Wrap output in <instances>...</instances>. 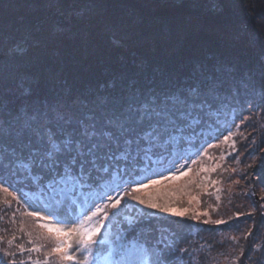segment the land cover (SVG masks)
<instances>
[{
	"label": "trees",
	"instance_id": "trees-1",
	"mask_svg": "<svg viewBox=\"0 0 264 264\" xmlns=\"http://www.w3.org/2000/svg\"><path fill=\"white\" fill-rule=\"evenodd\" d=\"M65 9L73 11L61 25L57 18ZM262 53L264 0H237L236 8L222 5L214 14H201L189 2L0 0V97L9 100L19 96L21 83L38 95L64 88L78 93L113 78L134 79L145 89L172 88L196 63L234 66L238 74L252 76L250 87L206 118L196 135L158 150L137 177L179 176L151 191L157 203L169 201L167 206L185 215L126 200L120 217L102 230L114 235L137 210L148 213L129 235L139 234L150 249L165 246V255L169 244L186 248L179 264H264ZM0 180L16 196L0 192V264H60L58 255H47L50 239L49 247L38 248L47 236L39 226L45 221L28 213L39 210L52 222L75 220L92 205L84 197L74 205L56 204L22 176L4 173ZM201 210L209 216L198 214ZM181 255L169 256L170 264Z\"/></svg>",
	"mask_w": 264,
	"mask_h": 264
},
{
	"label": "snow or ice",
	"instance_id": "snow-or-ice-1",
	"mask_svg": "<svg viewBox=\"0 0 264 264\" xmlns=\"http://www.w3.org/2000/svg\"><path fill=\"white\" fill-rule=\"evenodd\" d=\"M259 59L264 76V53ZM251 82L248 72L238 74L234 66L196 63L172 88L145 89L134 79L113 78L78 93L64 88L38 95L21 83L15 100L0 97V175L24 177L56 204L74 205L84 197L92 205L75 220L52 222L39 210L28 213L45 221L39 226L53 242L47 255H58L60 264H170L169 256L177 252L182 255L171 264H179L186 248L169 244L165 255V246L158 243L150 249L139 234L129 235L148 213L137 210L114 235L102 230L106 222L120 217L126 200L183 217L184 212L157 203L158 196L151 191L179 176L137 177L147 171L145 162L151 163L158 150L191 139L206 118ZM258 95L264 99V83ZM6 183L0 180V192L16 199Z\"/></svg>",
	"mask_w": 264,
	"mask_h": 264
},
{
	"label": "rangeland",
	"instance_id": "rangeland-1",
	"mask_svg": "<svg viewBox=\"0 0 264 264\" xmlns=\"http://www.w3.org/2000/svg\"><path fill=\"white\" fill-rule=\"evenodd\" d=\"M186 2V1H185ZM225 2V3H224ZM226 2H228V0H219V4L220 5H224V6H226L227 4H226ZM161 4H174L175 5V3H172V2H169V1H162V2H160ZM181 3H183V2H181ZM181 3H179V4H181ZM190 4H192V3H190ZM235 4V5H234ZM234 6H232L231 4V6L232 7H228V6H230V5H227L226 7L227 8H229V9H234V8H236V4H237V0H234ZM176 5H178V4H176ZM72 9H65V10H63L61 13H60V15H59V17L57 18V21H58V23H60L61 25H64L65 24V22H67L68 21V17L70 16V14L72 13ZM18 48H20V47H18ZM13 50H17V47L16 48H10V51L9 52H13ZM226 143H228V140L226 141ZM224 144H225V142H224ZM255 146V145H254ZM254 146H253V148L252 149H254ZM252 149H250V150H252ZM254 151H255V149H254ZM222 157V156H221ZM223 158V157H222ZM156 172V171H155ZM181 185V184H180ZM180 185H178V186H175V188H179L180 187ZM233 189V188H232ZM230 193V192H229ZM179 194H182V191H179ZM194 197H192V199H193ZM169 199V198H168ZM157 201H159V200H157ZM164 202V204H162V205H167L168 203H169V201H163ZM198 214H201L202 216L204 215L205 217L207 216H209L208 215V211L207 210H201V211H198L197 212ZM205 213H207V215H205ZM66 220H70V219H68V218H65ZM69 227L71 226V225H68ZM44 239V243H40L39 244V246H38V248H45V247H49V243L47 242V241H49L48 239H46V238H43Z\"/></svg>",
	"mask_w": 264,
	"mask_h": 264
},
{
	"label": "built area",
	"instance_id": "built-area-1",
	"mask_svg": "<svg viewBox=\"0 0 264 264\" xmlns=\"http://www.w3.org/2000/svg\"><path fill=\"white\" fill-rule=\"evenodd\" d=\"M163 1H165V2L169 1V2H172L175 4H179V3L185 2V1L192 3L194 6H196L199 9L201 14H214L222 6L219 4V0H163ZM226 4L227 5L231 4L232 6L235 5L234 0H228V2H226ZM231 5L228 7H232Z\"/></svg>",
	"mask_w": 264,
	"mask_h": 264
},
{
	"label": "water",
	"instance_id": "water-1",
	"mask_svg": "<svg viewBox=\"0 0 264 264\" xmlns=\"http://www.w3.org/2000/svg\"><path fill=\"white\" fill-rule=\"evenodd\" d=\"M150 1L155 2V3H160V2H162L163 0H150Z\"/></svg>",
	"mask_w": 264,
	"mask_h": 264
}]
</instances>
